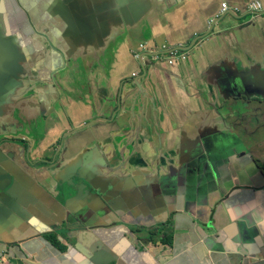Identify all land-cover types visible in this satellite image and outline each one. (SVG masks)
Listing matches in <instances>:
<instances>
[{"label":"crops","instance_id":"obj_1","mask_svg":"<svg viewBox=\"0 0 264 264\" xmlns=\"http://www.w3.org/2000/svg\"><path fill=\"white\" fill-rule=\"evenodd\" d=\"M5 1L9 0L0 10L8 13L9 34L4 33V38L22 44L16 47L23 51L18 71L23 68L44 87H31L33 95L25 99L21 91L17 103L0 102V132L10 139L0 146V175L11 158L42 187L35 197H23L24 208L17 218L6 219L7 226L0 228L1 254L31 253L38 259L27 264H62L65 255L56 254L51 261L45 254L50 246L43 232L56 229L57 235L66 230L77 233L75 245L92 249L93 264L113 259L125 264L121 251L128 264H264V135L253 134L257 127L264 128V122L257 121L256 103L264 99V12L236 17L251 0H149V14L138 24L112 32L102 50H80L67 61L64 52H54L47 41L59 45L98 41L72 40L57 27L50 29L48 18L42 24L37 11L46 0H26L21 9L5 6ZM68 1L77 7H68V18L86 27L91 21L99 25L97 15L87 12L109 2ZM222 1L241 13L217 16L209 31L208 19L214 18ZM259 1L264 8V0ZM12 10L17 17H10ZM75 11L78 19L72 17ZM69 32L78 34V27H69ZM142 42L157 45L159 51L183 48L186 58L162 65L150 63L152 58L146 56L142 63L150 64L144 72L132 56ZM218 60L229 71L245 72L252 80L251 96L231 98L228 102L237 104L226 116L221 111L226 98L217 84L219 69H214L220 68L214 63ZM68 79L75 84L70 97L63 98ZM12 87L16 90L14 83ZM55 91L57 112L52 110L55 95L49 94ZM24 106L29 107L24 109L28 118H8ZM41 122L44 134L38 132ZM67 126L81 129L67 136ZM24 129L30 133L23 135ZM208 133L212 135L203 139V146L195 148L198 138ZM13 139L30 140L28 149ZM87 150L109 158L115 153L120 164L123 157L126 163L122 168L117 165L121 173L111 175L120 179L91 189L79 185L84 182L71 174L72 185L78 186L77 198L63 186L59 190L64 195L58 197L54 190L61 183L62 170L70 165L76 170L79 164L73 156L83 152L82 159L89 163ZM55 153L54 165L37 164ZM164 174L174 188L171 193L164 190ZM128 175L130 181L123 179ZM0 182L7 187L6 181ZM72 241L62 239L59 244L65 249Z\"/></svg>","mask_w":264,"mask_h":264},{"label":"water","instance_id":"obj_2","mask_svg":"<svg viewBox=\"0 0 264 264\" xmlns=\"http://www.w3.org/2000/svg\"><path fill=\"white\" fill-rule=\"evenodd\" d=\"M125 1H131V6H126ZM4 0H0V7H3ZM5 6H8L10 4L15 5L17 8L21 9L24 5L26 0H16L14 1H5ZM45 4L41 11H37V15L41 17L42 24H45V21H50L51 28L57 27L58 30L64 35V36H70L72 40H86V39H96L98 42L96 44H73V45H59L57 42L47 41L48 46L53 49L54 52H64V56L66 57V60L73 59L76 52L79 53L80 50L84 51H90V49H93L94 51H100L103 48H105L106 43L109 40V37L112 32L115 30H123L126 28H132L136 24L139 23V21L143 18V16H146L148 13V10L151 7V3L149 0H141L139 3H135L134 0H109L108 4L105 3L102 6H96L94 10H89L87 14L89 16H93L94 14L97 15V18L99 20V25L97 26L94 21H91L90 24L86 27L85 24L81 22H73L68 18V7H70L72 10H76V5L69 6L68 0H46ZM8 13H6L3 10H0V102H9L14 96L13 94L16 93V90L12 87L14 83V75L13 71L14 69L11 67L13 62L17 63V70L20 69V66L18 65V57L19 53L16 54V47H20L22 44L20 41L15 40V45L13 43L14 39H6L4 38L5 35L9 34V27H8V20L9 16H7ZM10 17L13 16L16 17V14L13 10L11 11ZM225 14H232L236 16V13L233 11H225L220 16ZM101 15H107V18L101 19ZM73 19H78L80 17L79 12L75 11L72 14ZM28 22L31 24L32 29H34V25L31 21L28 20ZM211 24L209 26V31L211 30ZM78 27L79 33L78 34H70L69 27ZM87 28V29H86ZM56 29V28H55ZM97 33V36H96ZM207 35V34H205ZM64 46L67 47V50L64 49ZM22 48V47H21ZM183 51V48H181ZM29 51H33V49H29ZM137 49L132 50V55L134 52H136ZM144 56H150L149 54L140 53L136 57V60L139 62L141 68L145 72V66H148L150 63H152L153 60L150 61V63L143 64L142 58ZM25 57V56H24ZM9 63V64H2V63ZM220 68L217 67L219 78L217 80V84L219 89L221 90L222 94L225 95V104L221 107V111L224 116L227 115L229 111H231L232 107L237 104L235 101L233 104H230L228 101L231 98H241L246 97L248 98L251 96V82L249 74L241 71L232 72L233 70L226 69V66L221 64L218 65ZM225 68V69H223ZM28 89H25L27 91ZM20 99V98H19ZM18 102V99L15 100V103ZM245 104L248 105V99H246ZM218 114L222 117V114L218 112ZM227 125L225 124L224 130H226ZM81 129V128H78ZM78 129L70 132L67 134V136L73 134ZM212 134H204L201 135V137L198 138L197 142L194 146L195 148L199 146H203L204 144V138L207 136H210ZM87 153L90 154V162L87 163L85 159H82V154L75 155L74 159L77 160V163L79 164V167H77L76 170H74L75 165H70L62 170V173L59 177V181H61L60 184H57L56 191L54 190V193L58 197H62L64 195L63 192H60L59 188L63 186V188H69V190L76 193L75 198L78 196V186L76 184L72 185L73 181L69 179V175L74 174L77 175L74 177L75 179H79L84 183H80L79 185H86L88 188L94 187L100 183L107 182L110 179L112 181H116L120 178L118 177H112L117 176L121 173V169L123 167V164L126 163L123 160V157H120V162H115L116 157L115 153L109 158L105 154L102 156H99V152L97 150H87ZM190 149L188 150L187 155H189ZM94 153V154H93ZM56 153L45 162H41V164L48 166L54 165L56 162ZM28 163V162H27ZM29 165V163H28ZM119 165V167L117 166ZM102 167L99 169L98 167ZM117 166V167H116ZM115 167V168H114ZM158 170H162V167L159 166ZM163 178L166 179L167 184L164 185V190L166 193H171V190L174 188L172 187L171 180L168 179V175L164 174ZM123 179L130 181V175L123 177ZM0 181H6L7 187L5 185H2L0 182V228H5L10 220H15L18 215V211H22L24 208L23 205V197L32 198L35 197L38 194V191L40 188H42L39 184V182L35 179L29 176L24 169L16 162H14L11 158L9 161V165L7 168L1 172L0 175ZM139 185H144L145 183H140ZM111 189H113L111 187ZM59 191V192H58ZM156 193H158L156 191ZM72 199V200H73ZM70 199H67L64 203L66 206L68 201ZM66 208V207H65ZM71 212H76L74 210H71ZM6 219L8 222H6ZM52 231H56V229H53ZM130 231V230H129ZM48 232V231H46ZM132 235H134V232L130 231ZM147 246H152L155 248V245L147 243ZM107 264H116V260L113 259Z\"/></svg>","mask_w":264,"mask_h":264},{"label":"flooded vegetation","instance_id":"obj_3","mask_svg":"<svg viewBox=\"0 0 264 264\" xmlns=\"http://www.w3.org/2000/svg\"><path fill=\"white\" fill-rule=\"evenodd\" d=\"M259 11H261V10H259ZM24 64L26 65L27 61ZM55 70L58 71V69H55ZM21 76H22L21 78L24 79V80L27 79V77H28L27 73L23 70V68H22ZM74 84L75 83L71 82L70 80H69L68 83H66L67 89H64L65 94L63 95V98H65L66 94H68L67 96L70 97L69 91L74 86ZM49 86L54 88V86L52 85L51 82H49ZM31 87H33V89L36 88L38 90H41V89H43L44 85L41 82H37V80H36V82H33L32 86L28 85V87L26 88L28 90L26 92H24L25 89L23 90L22 98L25 99V98H27V96L33 95V89H30ZM55 93H57V91H55L54 93H49V94L53 96V95H55ZM71 95H73V94H71ZM58 98H59V94H56L54 96V98H53L54 100H53L52 110L56 111V112L59 111ZM72 99L74 100L73 97H72ZM256 103H257V110L259 111V113L257 114V121L259 123H261V122H264V99L256 100ZM24 109H25V107L21 108L18 111H15L13 113V115H9L8 118L9 119H13V120H15V119L17 120L18 119L19 121H20V118H21L20 115H23L22 120L25 119V118H28L25 115ZM45 111H46L45 108L42 109V112H45ZM52 121H54V119H52V120L47 119V122H52ZM0 123H1V121H0ZM0 127H1V125H0ZM44 128L45 127L43 125V122H41L39 124V126H38V132L43 133ZM76 129H78V128H76ZM76 129H74V128L70 129L67 126L64 133L68 134V133H70V132H72V131H74ZM16 130H18V128H16ZM29 133H30V131L28 129H24L23 135H27ZM253 134L255 136L264 135V128L257 127V129L254 131ZM40 138H42V136H39L33 142H38L40 140ZM5 140H10V139H7L5 134L0 132V146L2 144H4ZM13 140L16 141V142L22 143L20 145L24 148V150L28 149L27 143H29L30 140H26L27 143L24 142V141H21V140H15V139H13ZM23 156H25V155H23ZM12 158H15L14 155H12ZM200 162L201 161H199V163ZM37 164H41V162L37 163ZM204 166H205V164L203 162L201 167L204 168ZM61 233L62 234L57 235V233H55L52 230H49L48 232H43V237L45 238V240H47L49 242V246H50V247H48V249L45 250V254L48 257L51 258V261H54V259L56 258V254H58V255H63V256L65 255L66 256L65 262L63 261L62 264H93V260L90 259V257H93V255H91L92 249L87 244H82L80 246L75 245L76 243H75L74 240H75V237H76L77 233H72V231H70V230L62 231ZM62 239H72L73 243L72 244H67L66 246H68V247H66L65 249H62V247L59 244V240H62ZM44 247H46V246H44ZM4 254L7 255L8 259L2 257ZM37 259H38V255L37 254L32 255L30 253V255H28V254H23V253L19 252V253H12L10 255L8 250L6 251V253H3V254H1V252H0V263L16 260V261H21L24 264H27V263H30L31 261H37ZM121 261H123L125 264H128L127 263V257L125 256V252L124 251H121Z\"/></svg>","mask_w":264,"mask_h":264},{"label":"built area","instance_id":"obj_4","mask_svg":"<svg viewBox=\"0 0 264 264\" xmlns=\"http://www.w3.org/2000/svg\"><path fill=\"white\" fill-rule=\"evenodd\" d=\"M228 7L227 3L225 1H222L220 2V8H219V12L222 13L224 12ZM248 10L252 9V10H255V11H252V12H256V11H259L263 8V5L262 3L259 1V0H252L249 4H248ZM214 21V19L212 20H208V24L210 25L212 22ZM163 51H159L158 48H153V47H150V48H147V46L144 44V43H141L138 45V51L139 53L141 52H148V53H155V52H162V53H165L166 56L163 57L162 59H164V62L168 65H171L172 63L175 62V60L177 59H181V60H185L186 56L184 52H180L178 51L177 49H174L172 51H169L167 48L165 47H162L161 48ZM153 59L157 60V59H160L159 57L157 56H154Z\"/></svg>","mask_w":264,"mask_h":264},{"label":"rangeland","instance_id":"obj_5","mask_svg":"<svg viewBox=\"0 0 264 264\" xmlns=\"http://www.w3.org/2000/svg\"><path fill=\"white\" fill-rule=\"evenodd\" d=\"M252 11H255V10H252V9H250V10H248V9H245L243 12L244 13H242V14H240V15H238V16H236V17H238V18H241L242 16L243 17H245V16H248L249 14L250 15H255V14H259L260 12H252ZM220 14V12L218 11L217 12V14L214 16V17H217V15H219ZM220 17V16H219ZM253 17V16H252ZM212 19H214V18H209L208 20H212ZM16 49V54H18V53H22L23 51L22 50H20V49H18V48H15ZM226 55V53H224L223 52V56H225ZM221 62L222 61H220V60H218V61H216V62H214L215 64H221ZM2 64H9V63H6V62H4V63H2ZM13 69H14V71H13V75H14V77H13V79H14V87H15V89H16V93H14L13 94V98L8 102V103H11V102H15V100L16 99H18V101L20 100L19 99V96H20V92L21 91H23L24 89H26V87H28V85H30V86H32V84H33V79H31L28 75V77H27V79H22L21 77V74L22 73H20L18 70H17V63L16 62H13V64H12V66H11ZM215 70H217V68H214ZM18 90V91H17ZM25 108H28L29 109V107L28 106H24ZM21 109V108H20ZM19 109V110H20ZM30 116L33 114V112L32 111H30ZM14 121H16V120H14ZM22 125V124H21ZM21 125H20V127H21ZM36 203L37 204H39L40 206H43V202H41V201H39L38 199L36 200Z\"/></svg>","mask_w":264,"mask_h":264},{"label":"clouds","instance_id":"obj_6","mask_svg":"<svg viewBox=\"0 0 264 264\" xmlns=\"http://www.w3.org/2000/svg\"><path fill=\"white\" fill-rule=\"evenodd\" d=\"M251 1H252V0H251ZM251 1H250V2H251ZM250 2H249V3H250ZM260 2H261V1H260ZM249 3H248V4H249ZM227 5H228V4H227ZM228 7H229V6H228ZM247 7H248V5H247ZM219 8H220V4H219ZM263 9H264V8H262L261 11H256V12H260V13H261V12H264V11H262ZM218 10H219V9H218ZM230 10L233 11V12H235L236 15H238V14L241 13L240 10H239L238 8H236V7L232 8V9H231V8H227L225 11H230ZM225 11H224V12H225ZM222 13H223V12H222ZM222 13H220V14L217 15V16H220ZM214 20H216V17H214ZM213 23H214V21H213L211 24H213ZM211 24H210V25H211ZM210 25H209V26H210ZM142 43H144V42H142ZM140 44H141V43H140ZM144 44L147 46V48H150V46H148L146 43H144ZM151 47H153V48H158L157 45H153V46H151ZM136 49H137V51L134 52L133 55H132L135 59H136V57L138 56V54H140L139 51H138V46L136 47ZM159 49H160V48H158V50H159ZM180 52H184V51H180ZM141 53H145V54H149V55H150V56H147L148 58H152V59L149 60V62H150L151 60H155V59H153V57H154V56H157V57L160 58V59L155 60L158 64H163V65L166 64V63L164 62V59H162L163 57L166 56L165 53L158 52V51L155 52V53H148V52H141ZM184 53H185V52H184ZM144 57H146V56H144ZM144 57H143V58H144ZM143 58H142V59H143Z\"/></svg>","mask_w":264,"mask_h":264},{"label":"trees","instance_id":"obj_7","mask_svg":"<svg viewBox=\"0 0 264 264\" xmlns=\"http://www.w3.org/2000/svg\"><path fill=\"white\" fill-rule=\"evenodd\" d=\"M258 163V162H257ZM262 169H264V166H261Z\"/></svg>","mask_w":264,"mask_h":264},{"label":"bare ground","instance_id":"obj_8","mask_svg":"<svg viewBox=\"0 0 264 264\" xmlns=\"http://www.w3.org/2000/svg\"><path fill=\"white\" fill-rule=\"evenodd\" d=\"M17 17V16H16Z\"/></svg>","mask_w":264,"mask_h":264}]
</instances>
